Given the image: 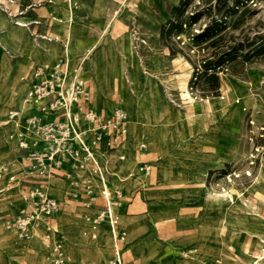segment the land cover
I'll return each instance as SVG.
<instances>
[{"label": "rangeland", "instance_id": "rangeland-1", "mask_svg": "<svg viewBox=\"0 0 264 264\" xmlns=\"http://www.w3.org/2000/svg\"><path fill=\"white\" fill-rule=\"evenodd\" d=\"M64 1L59 3L57 0L59 12H63ZM96 1L77 0L79 6L75 10L73 38L77 43L79 37L78 46L83 48L82 51L91 43L100 41L101 35L107 30L108 22L103 17L97 24L88 26L93 2ZM102 1L107 13L112 6L115 8V0ZM125 3L131 5L132 15H128L130 10L125 11L123 8L121 18H117L113 28L105 34L104 42H108V48L102 45L93 55L95 59L100 55L102 58L103 70L99 73V79L88 78L101 115L122 106L132 125L133 119L127 106L131 98H139L138 93L143 99L152 93L162 110L152 121L150 133H144L143 136L129 133L126 136L125 143L119 147L126 153L124 162L117 158L118 153L116 155L114 151H107L103 145L97 150L110 173L107 186L111 190H121L124 198L127 192L130 200L132 193H129L133 187L140 185L146 188L142 194L143 203L137 197L138 204L128 206L129 210L125 213L120 208L116 209L120 219L116 226L117 233L123 230L128 234L123 244L118 243L125 263L234 264L235 260L241 261L243 255L237 246H233L232 239L239 243L248 242L254 258L264 246L259 238L264 235V200L250 193L257 179L264 178V121L257 117L258 111L264 112V0H189L183 26L177 29L168 23L163 26L161 45L169 48L168 59L163 56L159 42H153L154 38L150 36L145 47L134 49L130 24L135 22L138 29L142 28L138 17L140 12L136 8V0ZM100 11L101 0H98L94 13L99 14ZM193 15L197 16L194 21L190 20ZM9 19L13 22V17ZM45 21L43 19V24ZM55 28L56 22H53L51 30L56 34ZM200 35L203 37H198ZM2 36L11 46L12 41L7 38V34ZM111 36L117 40L112 41ZM5 48L3 45V52L13 65H18L25 60L23 57H27L23 49ZM38 63L31 64L29 72L23 77L20 76L22 67L19 65L13 80L0 68V97L10 89L18 90L15 94L17 100L9 110L21 102ZM114 66H119L115 76ZM186 90L191 98L206 103V112L201 116L187 115L189 100H184L183 95ZM223 97L225 99H221ZM6 101L4 95L0 109ZM221 104L227 105L226 112H223ZM9 110L5 116L7 124L0 123V163L15 158L21 161V165L15 166L13 171L19 180L15 183V189L9 194L0 193V226L26 248L20 247L16 253L10 254L0 242V264H36L35 249L26 245L28 239H20L16 232L9 230L6 221L20 214L27 190L37 185L46 187L62 204L57 217L64 216L65 220L58 228L55 221L50 235L52 241L61 239L70 264L105 263L107 260L99 258L98 250L105 247L110 252L113 249L111 236L108 242L99 236L98 231H90L83 226L81 240L77 230L70 229L75 225L68 227L70 216L66 213L70 207L87 225L90 222L86 215L92 210L84 209L77 198H72L73 189L78 197L81 193L76 183L73 184L74 180L64 174L52 176L65 184L62 185V191L51 189V175L39 177L37 174H28L24 153L15 148L10 138ZM26 110H29L28 106ZM240 114L242 119H239ZM174 116H177V121ZM179 116L183 119L191 117L195 122L183 127ZM251 121L254 125H251ZM236 122H240L239 127H236ZM143 141L148 145L145 151L138 148ZM143 155L149 157L148 160L154 165L153 172L149 174L140 172V167L147 163L142 162ZM215 155L223 158L222 164L215 162ZM21 173L24 177L20 179ZM40 179L43 182H39ZM4 180L7 181L0 180V189ZM230 191L235 196L234 203L225 201L220 195ZM238 192H246L247 199L238 198ZM126 202L125 199L121 207H125ZM97 203L104 205L99 199ZM252 208L258 209L260 213L255 214ZM222 214H227L231 223L215 225ZM151 217L157 222L150 219L138 221ZM126 219L130 221V226ZM101 223L98 227L110 224ZM218 230H222V236ZM93 235L97 238L92 239ZM217 235L224 241L217 244L212 242ZM126 245L131 246L134 252L125 251ZM139 245L144 246L143 250ZM80 250L87 255L85 261L78 257ZM45 253L49 256L50 264H53L50 246Z\"/></svg>", "mask_w": 264, "mask_h": 264}, {"label": "built area", "instance_id": "built-area-1", "mask_svg": "<svg viewBox=\"0 0 264 264\" xmlns=\"http://www.w3.org/2000/svg\"><path fill=\"white\" fill-rule=\"evenodd\" d=\"M8 5H18V1L0 0V7L14 17ZM52 18L60 20L55 16ZM131 31L135 50L148 44L134 26ZM86 60V57L80 58L75 65L66 51L64 57L54 65H40L35 69L34 80L23 100L29 110L9 114L15 129L10 138L17 142V147L24 153L28 174L48 177L56 175L57 171L69 169L71 174L68 178L74 180L73 184L76 183L81 193L78 197L73 189L72 198H77L84 209L92 210L86 215L87 220L91 224L109 222L114 241L122 243L121 235L114 233V224L120 223L114 209L125 204V198L119 189L107 191L110 173L97 150L103 145L107 151H117L123 145L129 134V116L122 106L107 117L92 106V92L84 77ZM251 125H254L253 121ZM138 148L145 151L148 145L143 141ZM124 159V155L119 156V160ZM151 171L150 164L145 163L140 167V172L144 174ZM2 179L7 181L0 193L9 194L18 180L13 172V163H0ZM99 198L104 205L97 209ZM24 200L20 214L6 221L7 228L23 238L29 237L34 222L45 221L49 224V219L62 210L61 202L43 185L27 190ZM96 238L93 235L92 239ZM45 239L51 240V235L45 234ZM52 255L53 264H70L61 245H54ZM109 264L126 263L116 250Z\"/></svg>", "mask_w": 264, "mask_h": 264}, {"label": "bare ground", "instance_id": "bare-ground-1", "mask_svg": "<svg viewBox=\"0 0 264 264\" xmlns=\"http://www.w3.org/2000/svg\"><path fill=\"white\" fill-rule=\"evenodd\" d=\"M61 2H63V0H59V3H61ZM124 4H125V6H124L125 11L130 10L128 15L131 14V12H132L131 11V5H129L125 2H124ZM78 6L79 5L77 3V0H71L70 2H68L66 0L64 1L63 12H61L63 14V18L56 21L55 31H56V34H58V35H56L57 36L56 40H54V39H52V40L37 39L36 37H34V31H33L31 23H28V21L24 20V18H22V17H13V22H12L9 19V17H11V16L9 14H7V12L3 9V7H0V53H1L0 68L4 69V71L9 75V76H7L8 78H12V80H13V77L16 75L15 71L18 69L19 65H21V67H22L20 76L23 77L29 72L28 69H29V66L31 64H36L38 62H42L44 64L50 65L53 61H58L60 58L62 59V57H64L66 51L69 53L72 52L73 54L78 53V51L79 52L82 51V49L78 46L79 37H78L77 43L74 42V38H73V28H74V25L76 23V21H75V10H76V8H78ZM123 8H121L119 14L114 18L113 23L117 18H121L120 13L123 11ZM113 23H112V25H113ZM3 34H7V38L12 41L11 46L9 45L10 43L7 44L8 42L3 40V38H2ZM105 39L106 38H103V41L100 40L97 42V44L98 43H101V44H99V46L97 45L98 47L95 48L92 55L89 57L90 62L87 65V73H88L89 77L99 79V73L102 69V64H101L102 58L100 57L101 56L100 55V56H98L97 59H95V58H93V55H94L96 49H98L102 45L104 48H106V49L108 48V44H107L108 42H104ZM102 42L105 44H103ZM3 45L6 47H10L12 49H15V50L23 49L26 52L27 57H23V59H25V60L20 62L18 65H13L11 63V61L9 60L7 54L5 52H3V49H2ZM102 51H103V49H102ZM115 65H117V64H115ZM118 69H119V66H114V76L116 75V72ZM100 84H101V82H100ZM138 85H139V83H138ZM17 92H18L17 89H10L7 93L4 94V95H6L7 101L4 103V106H2V108L0 109V123L2 125L7 124V121H5V116L9 110V107L14 105L16 100H17V97H15V94ZM4 95L0 97V103L2 102ZM138 95H139V98L138 99L131 98V101L128 103V106H127L128 110L132 116V119H133V124L131 125V129H130L129 133H136L139 136H141V135L143 136L144 133H150L149 131L153 128L152 127V121L158 116V114L162 110H161V107L154 100L152 93H150L149 96L145 97L144 99L141 98L139 93H138ZM183 95H184V100H186V101L189 100L187 102V105H186V111L188 112L187 115L201 116L202 113L206 112V109H205L206 103L204 102V100L196 101L195 99L190 97V93L187 90L184 92ZM221 99H225V98L223 97ZM21 102L16 104V108H22L23 112H27L26 107L28 105H26V104L21 105ZM226 106H227L226 104H221V108L223 109V112L227 111ZM178 113H180V112H178ZM176 117H175V119L177 121L178 118H176ZM183 118L184 117L179 116V119L182 120L181 126H183V127H186L187 125H191L195 122V121H193V118H191V117L188 119H183ZM239 119H242V114L239 115ZM235 124H236V127H239L240 122H236ZM155 139H157L156 135H155ZM214 160L216 163L222 164L221 161L223 160V158L215 155ZM52 176L53 175L50 176L51 177L50 178L51 179L50 180L51 181V184H50L51 189L54 191H62L63 190L62 185H65V184H63V182H61L60 180H58L56 178L53 179ZM5 183H6V181L4 180V183L2 185L4 186ZM107 188H108L107 191L111 190L108 186H107ZM250 193H251V195H256L259 198L264 200V178H258L257 179V184L254 185V189ZM220 195L222 196V198L225 201L233 202V203L235 202V196L231 191L230 192H224ZM237 195H238V198H240V199H243V200L247 199L246 192L245 193L244 192H238ZM134 204L135 205L138 204V199H136ZM246 206H247V204H246ZM247 207H250V206H247ZM116 208H121V207H115V209H114V213L116 214V216H118L116 213ZM252 210L254 211L255 214L260 213L259 210L256 208H252ZM64 213H66V212H64ZM66 214L70 216V219L67 220L70 223L68 225V227L75 225V227L72 226V228H70V229L77 230V232H78L77 236L81 240H83V238L81 237L80 231L83 230L84 227L89 229L90 231H92V230L95 232L98 231L99 236H101L102 238H105L106 241H108V242H109L110 236H111V241L114 244L113 249L109 252L108 248H105V247L100 248L99 247L100 248L98 250L99 258H104V259L108 260L110 258V256L113 253H115L116 250L122 255L123 251L121 250L118 242H115L113 239V229H112L110 224L109 225L106 224V225L99 226V227H98V225L100 223H98V224H91L90 223L91 225L90 224L87 225L84 223L81 216L77 212H75V210H73L71 207L69 209V212H67ZM63 217L64 216L56 217L57 226L59 224H62V222H64L65 219ZM118 218H119V216H118ZM149 219L155 223L157 222L152 217L147 218L145 220L141 219L138 221L141 222V221H146ZM126 222L128 224L130 221H128L126 219ZM219 223L220 224L231 223V220L229 219L227 214H222L221 216H219L215 225H217ZM43 224H45V223H43ZM41 225H42L41 222L34 223L32 225L29 237H27V238H23L20 236L19 237L22 239H28L26 242V245L28 247L35 249V251H36V256H35L36 264H50L49 256L45 253L46 248H49V246H50V249L53 251V247L55 244H59L62 247H63V244L60 241H52V240L48 241V240H46L44 234L47 231V229L44 227H41ZM116 226L117 225L114 224V228H115L114 233L116 235L120 234L123 241H125V239L127 237V232L118 231V233H119L118 234L117 230H116L117 229ZM68 227L65 228L66 231L69 230ZM87 229H85V230L87 231ZM90 233H92V232H90ZM109 233H110V235H109ZM83 234L85 235V233H83ZM218 234L220 236H222L223 235L222 230H218ZM220 238L221 237H219L217 235V237L212 242H214L216 244L219 242H223L224 239L222 241ZM255 238L258 239V237H256V236H255ZM259 238H260V240L262 239V241H260V243L261 242L264 243V235L259 236ZM209 241H211L210 238H209ZM0 242L3 244V246L7 247L10 254L16 253V251L20 247L26 248V247L22 246L21 244H19L15 239L11 238L7 234L6 230L1 226H0ZM232 242L234 244L233 246H237L239 248V252L242 253V255H243V257L241 258L242 260L241 261L235 260L234 264H264V246H262L261 252L257 256H254V258L259 259L257 261L252 257L253 251L251 249H249V243L248 242L239 243V242L235 241L234 239H232ZM115 247H117V248H115ZM140 247H142V245ZM143 247H142V249L141 248L140 249L143 250ZM125 251L134 252V249L131 246L126 245ZM78 257L81 261H85L87 259V255H86L85 251H83V250L79 251ZM70 258H72V257H70ZM109 262L110 261H108V264H109Z\"/></svg>", "mask_w": 264, "mask_h": 264}, {"label": "crops", "instance_id": "crops-1", "mask_svg": "<svg viewBox=\"0 0 264 264\" xmlns=\"http://www.w3.org/2000/svg\"><path fill=\"white\" fill-rule=\"evenodd\" d=\"M17 1H18V5H8V8L12 11V13L14 14V17H22V18H24V20L28 21V23H31L33 31H34V36H36L37 39H40V40H52V39L56 40L57 39L56 35H58V34L53 33L52 30H51L53 22H56L55 20H53L52 16H55V17H57L59 19L63 18V14L61 12H59V10H58V6L59 5H58L57 0H40V1H37V0H17ZM128 1H130V0H122V2H117L115 0L114 1L116 3L115 4V8L112 6L111 10L109 11V13H107L106 10H105V3H104V1L101 0V11H100L99 14H95L94 13V8L96 7V4H97L98 0L96 2H93V7H92V10H91L92 15H90V17L88 19V26L91 25L92 23H96L97 24L99 19H102V17H103L104 21L108 22V25L105 28L107 30L103 32L104 33L103 35H101L102 36L101 37L102 41H103V38H105L107 36L105 34H107L109 29L112 27V23H113L114 18L119 14L121 8H123L125 6L124 2H128ZM136 1H137L136 8H138L139 12H140L139 15H138L139 22H140V25H141L142 28L138 29L137 25L135 24V22L134 23L132 22L130 24V29L134 25L139 31H141L140 33L147 40V42H149V37L148 36L153 37L154 38L153 42H157V41L159 42V46L161 48L163 56L167 57V59H168V55H169V52H170L169 48L164 46V45H161L162 29H163V26H165V24H167L171 19H173L174 14H175V9H176V7L179 6V4L182 2V0H136ZM41 4H43V5L41 6ZM43 19L46 20L45 24H43ZM48 22H50L51 24L48 23ZM41 26H44V28H47V30H45L44 28H41ZM40 28H41V30H40ZM149 34H151V35H149ZM51 35H53V36H51ZM111 39H112V41H116L117 40V39H114L113 36H111ZM99 44H101V43H98V44L95 43L94 44V42H93L88 47H86L84 49V51H82L80 53H76V54H73L72 52L70 53L75 65L77 64L78 59L83 58V57L87 58V60L85 62V68H84V77H85V79L87 81V84L90 87L91 92H92V103L91 104L97 111H98V109H97L98 107L95 104L96 97H95L94 92L92 91V88L90 86L89 79H88L89 76H88V73H87V64H88V61H89V57L92 55L93 51L95 50V48ZM8 48H10V47H7L5 49H8ZM81 49H83V48H81ZM144 51H145V48L142 50V52H144ZM110 57H112V54L110 55ZM56 62H54L53 64H50V65H54ZM40 65H49V64L38 63L36 65V67L34 68V71ZM34 71H33V75H32V81L27 86L25 91L28 90V88L30 87V85L32 84V82L34 80ZM25 94L26 93L24 92V94H23V96L21 98V101H22L21 105H24L23 99H24ZM18 110H19V112H23L22 108L14 107V108H11L9 110V113L12 112V111H18ZM257 113H258V115H257L258 119L260 121H264V112L263 111H258ZM111 114H112V112L109 113V114L103 115V116L107 117V116H109ZM49 119H52V118H49ZM8 124H9L10 132L15 130L14 129V125H13V123L10 120H8ZM130 129H131V121H130V117H129V132H130ZM12 144L13 145L15 144L14 145L15 148L18 149L16 141H13ZM102 150L104 151V148H102ZM114 152L116 153V155L118 153L119 156L120 155H125V157H126V153L122 149H119V150L114 151ZM119 156H117L118 159H119ZM143 156H142V159H143L142 162L150 163V161L148 160L149 157H145L144 156V158H143ZM125 159H124V161H125ZM10 162L13 163V171H14L15 166L20 167L18 165L19 164L21 165V161H19L18 159H15V158H13V161H10ZM150 165H152V167L154 168V165L152 163H150ZM152 172H153V169H152ZM61 173L64 174L65 176L69 177V175L71 174V171L69 169H63V170L57 171L56 175L61 174ZM79 175H81V174H79ZM20 176H21V177H19L20 179L22 177H24V175L22 173H21ZM68 179H70V178H68ZM39 182H43V181L40 179ZM135 188H136V191L133 192V190ZM144 189H146V188L145 187L143 188L140 185L133 187V189L129 193V195L132 193V196L130 197V200H128L129 196L127 195V192L125 193V190L123 189L124 193H125V199H126L127 202H126L125 207H121L120 209L123 210L124 213H125L126 210H129L128 206L129 207H130V205L131 206H135L134 203H135L137 197H139V199L142 201L143 200L142 199V194L144 192ZM16 191H20V190L16 189ZM48 192L52 196L57 198L56 195H54L52 192H50V191H48ZM2 198L6 199L7 197H2ZM99 200L103 201L101 198H99ZM142 203H143V201H142ZM23 206H24V201H23ZM101 206L102 205H98L97 204V209L100 208ZM116 213H117V210H116ZM57 215H55V216H53V217H51L49 219V224L44 222V221H36L34 223L41 222L42 223L41 227H44V228L47 229V231L45 233H50L51 234V230L55 227L54 223L56 221ZM43 223H45V224H43ZM58 226L56 228H58ZM56 231L58 232L57 229H56ZM121 231H123V230H121ZM127 236H128V234H127ZM20 239H22V238H20ZM55 241H61V239L55 240ZM123 243H124V241L122 243H120V244H123ZM108 261H109V259L105 263H99V264H108Z\"/></svg>", "mask_w": 264, "mask_h": 264}, {"label": "trees", "instance_id": "trees-1", "mask_svg": "<svg viewBox=\"0 0 264 264\" xmlns=\"http://www.w3.org/2000/svg\"><path fill=\"white\" fill-rule=\"evenodd\" d=\"M189 7V0H182V2L179 4L178 7L175 9V14L173 19H171L168 24L173 25V28L177 29L183 26V16L184 13L186 12L187 8ZM197 16L193 15L190 20L194 21ZM194 23V22H192ZM203 37V35H200L198 37Z\"/></svg>", "mask_w": 264, "mask_h": 264}]
</instances>
